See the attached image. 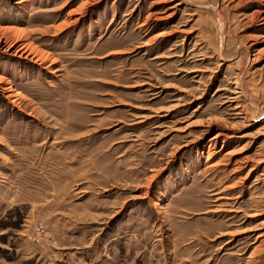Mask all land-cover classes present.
Returning <instances> with one entry per match:
<instances>
[{
    "label": "rangeland",
    "instance_id": "1",
    "mask_svg": "<svg viewBox=\"0 0 264 264\" xmlns=\"http://www.w3.org/2000/svg\"><path fill=\"white\" fill-rule=\"evenodd\" d=\"M0 27V264H264V0H0Z\"/></svg>",
    "mask_w": 264,
    "mask_h": 264
},
{
    "label": "bare ground",
    "instance_id": "2",
    "mask_svg": "<svg viewBox=\"0 0 264 264\" xmlns=\"http://www.w3.org/2000/svg\"><path fill=\"white\" fill-rule=\"evenodd\" d=\"M77 19H74V20H72L71 22L73 23L74 21H76ZM1 28V27H0ZM3 28V27H2ZM4 29H5V27H4ZM1 30V29H0ZM2 31V30H1ZM7 34V33H6ZM3 35V34H2ZM1 35V36H2ZM0 36V37H1ZM13 36V35H12ZM22 36V35H21ZM24 36V35H23ZM22 36V37H23ZM10 37V36H9ZM18 38V36H17V40H20V41H22V42H25V44L23 43V45L22 46H19L20 48H17V52L19 51L21 54H23V53H28V54H32L33 55V57H36L38 60H47L48 59V55H47V52L46 51H43V50H41V49H38V48H36L35 46H33V44L32 43H30L27 39H24V38ZM261 37H264V36H261ZM2 38V37H1ZM6 39H8L7 37H6ZM3 41V40H2ZM15 41V40H14ZM12 44V43H11ZM7 45H9V44H7ZM21 45V44H20ZM12 46V45H11ZM14 50V49H13ZM22 51V52H21ZM20 53H18L19 55H20ZM23 58V57H22ZM31 58V57H30ZM41 62V61H40ZM4 81H0V84H2ZM7 83V82H6ZM0 89L3 91V92H5L6 93V95H7V97H10V94L11 93H9L10 91H12V89H11V87L8 85V86H6V87H1L0 86ZM16 95H18L19 93H15ZM14 94H12V96H13ZM16 99V98H15ZM12 102H14V100H12ZM258 162V161H257ZM232 187V186H231ZM231 187H229V188H231ZM225 192H228V191H225ZM143 193V192H142ZM146 194V193H145ZM212 194H218V192H212ZM144 195V194H143ZM141 197V196H140ZM238 196H236L235 198H237ZM231 199V197L230 196H219V197H217V201L219 202L218 204H217V210H225V211H227V209L225 208V206H227V204H225V202H223V201H227V200H230ZM255 215H257V213L255 212V213H252L251 215H249V216H255ZM261 237H262V239L264 240V236H263V234H258L255 238H260L261 239ZM262 240V241H263ZM261 241V240H260Z\"/></svg>",
    "mask_w": 264,
    "mask_h": 264
}]
</instances>
